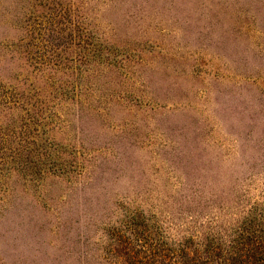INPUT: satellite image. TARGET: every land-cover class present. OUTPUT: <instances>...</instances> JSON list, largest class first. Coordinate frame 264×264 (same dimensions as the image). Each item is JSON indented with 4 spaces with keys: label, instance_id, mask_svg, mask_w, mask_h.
<instances>
[{
    "label": "rangeland",
    "instance_id": "rangeland-1",
    "mask_svg": "<svg viewBox=\"0 0 264 264\" xmlns=\"http://www.w3.org/2000/svg\"><path fill=\"white\" fill-rule=\"evenodd\" d=\"M0 86V264H176L264 205V0H0Z\"/></svg>",
    "mask_w": 264,
    "mask_h": 264
},
{
    "label": "trees",
    "instance_id": "trees-1",
    "mask_svg": "<svg viewBox=\"0 0 264 264\" xmlns=\"http://www.w3.org/2000/svg\"><path fill=\"white\" fill-rule=\"evenodd\" d=\"M9 94L17 96L14 90L0 86V104L5 105L6 99L13 97ZM234 235L228 242L218 233L198 242L185 238L167 251L174 253L176 264H264V205L251 207ZM158 241L161 250L165 243Z\"/></svg>",
    "mask_w": 264,
    "mask_h": 264
}]
</instances>
